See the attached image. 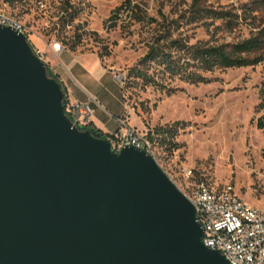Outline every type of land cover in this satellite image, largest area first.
Segmentation results:
<instances>
[{
	"label": "water",
	"instance_id": "water-1",
	"mask_svg": "<svg viewBox=\"0 0 264 264\" xmlns=\"http://www.w3.org/2000/svg\"><path fill=\"white\" fill-rule=\"evenodd\" d=\"M27 37L0 25V264H229L143 150L75 125Z\"/></svg>",
	"mask_w": 264,
	"mask_h": 264
},
{
	"label": "rangeland",
	"instance_id": "rangeland-1",
	"mask_svg": "<svg viewBox=\"0 0 264 264\" xmlns=\"http://www.w3.org/2000/svg\"><path fill=\"white\" fill-rule=\"evenodd\" d=\"M125 1L144 11L145 22L137 21V9L132 16L122 14L112 27L107 20ZM197 1L201 7L227 15L193 21L195 16L189 12L193 0H24L10 6L0 0V10L24 24L36 37L31 40L39 49L46 50L44 41L57 40L62 52L93 55L113 76H122L130 127L157 136L159 129L179 124L174 127L176 147L161 146L159 136L153 142L155 160L177 187L184 190L198 181L230 186L243 201L261 207L264 129H258L257 122L264 121V61L200 72L205 81L197 84L163 75L156 67L149 74L161 88L127 79L128 71L167 23L172 22L171 38L188 45L237 43L264 28V0ZM39 2L45 5L43 11ZM46 57L58 81L63 78L61 69L71 79L63 57L58 59L48 51Z\"/></svg>",
	"mask_w": 264,
	"mask_h": 264
},
{
	"label": "built area",
	"instance_id": "built-area-1",
	"mask_svg": "<svg viewBox=\"0 0 264 264\" xmlns=\"http://www.w3.org/2000/svg\"><path fill=\"white\" fill-rule=\"evenodd\" d=\"M38 5L42 11L45 9L43 3L39 2ZM0 25L23 33L35 54L47 65V51L57 56L63 50L61 43L53 40L51 43L41 41L46 48V51H41L31 40V37L36 38L31 35L32 32L1 10ZM114 79L122 89V76L116 75ZM65 112L78 127L90 126L92 111L87 104L70 102L66 96ZM119 124L120 130L108 137L112 151L118 152L124 146H132L155 159L153 143L145 133L125 122ZM190 175L191 172L187 175V180ZM177 188L195 209L197 222L203 229L201 242L204 247L221 253L229 264H264V206L249 205L230 186L198 181L184 190Z\"/></svg>",
	"mask_w": 264,
	"mask_h": 264
},
{
	"label": "trees",
	"instance_id": "trees-1",
	"mask_svg": "<svg viewBox=\"0 0 264 264\" xmlns=\"http://www.w3.org/2000/svg\"><path fill=\"white\" fill-rule=\"evenodd\" d=\"M23 1L2 0V3L10 6L20 4ZM190 8V15L197 17H192L193 21L206 18L219 20L227 15V12L216 11L209 7H201L197 0H193ZM137 9L139 10L137 21L145 22L146 15L144 11L129 1H125L116 7L110 14L107 22H110L112 27H114L121 19L122 14L132 16ZM149 21L150 23H156L153 19ZM171 23H167L168 26H165L160 32L157 31L159 35H155L144 56L128 71V80L139 79L144 86L161 88L160 84L156 82L154 75L149 74V70L152 67H156L163 75L178 77L190 84H197L205 81L200 72L207 73L216 69L249 67L264 61V28L256 30L247 39L237 43H225L216 46L188 45L178 39L171 38L169 31ZM47 69L48 74L58 80L57 76L50 71L48 66ZM176 126H179V124L174 125V127ZM174 127L159 129L156 132L157 136L155 134H147V138L153 143L154 138L157 139L159 136L158 142L161 146L171 145V147H176L173 144L175 136ZM257 127L258 129H264V121H258ZM85 128H88L99 138H108L110 136L103 134L91 126V124Z\"/></svg>",
	"mask_w": 264,
	"mask_h": 264
},
{
	"label": "crops",
	"instance_id": "crops-1",
	"mask_svg": "<svg viewBox=\"0 0 264 264\" xmlns=\"http://www.w3.org/2000/svg\"><path fill=\"white\" fill-rule=\"evenodd\" d=\"M56 57H63L65 71L71 78L66 77L61 69L63 78L59 82L67 99L88 105L92 111L91 126L109 136L120 130L119 122L128 124L129 107L124 101L121 88L118 84L115 88L117 82L113 73L105 69L97 57L71 52H61Z\"/></svg>",
	"mask_w": 264,
	"mask_h": 264
}]
</instances>
